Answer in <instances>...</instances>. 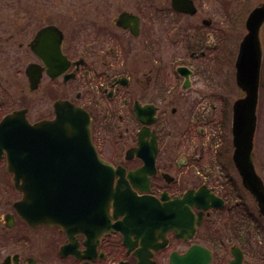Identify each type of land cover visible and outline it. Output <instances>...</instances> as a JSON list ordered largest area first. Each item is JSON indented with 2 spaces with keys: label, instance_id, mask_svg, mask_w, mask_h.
I'll return each instance as SVG.
<instances>
[{
  "label": "flooded vegetation",
  "instance_id": "1",
  "mask_svg": "<svg viewBox=\"0 0 264 264\" xmlns=\"http://www.w3.org/2000/svg\"><path fill=\"white\" fill-rule=\"evenodd\" d=\"M133 2L134 7L124 8L112 18L99 20L98 23L90 19L41 18L25 44V52L29 55L20 51L25 56L23 64L0 68V122L16 110H24L31 123L50 119L54 115L53 103L59 99H67L82 107L89 115L90 135L99 156L119 168L123 172L122 178L132 190L151 201L155 209H162L168 202L178 199V223L172 221L176 212L167 207L169 215L158 219V228L153 212H147L146 229L139 234L127 232V236L121 229H109L99 235L79 230L68 234L58 224H31L17 206L23 200L24 192L17 189L14 175L7 167V151L0 147V264H141L140 249L147 250L141 254L145 264H168L172 251L183 253L192 244L205 245L212 251L209 264H213L214 259L219 264H229L232 252L236 250L241 254L240 264H252V253L246 248L250 249L245 232L240 230L236 233L233 227L216 230L212 221L213 216L218 214L225 218L228 207L233 209L228 205L229 193L217 190L209 180L197 181L198 175L191 169L209 151L199 143L204 133L202 124L209 123L208 115L200 107L201 100L193 99L187 117L184 116L188 110L186 97L195 85L192 77L199 68L193 63L179 64L189 70L186 78L177 71L176 66L173 75L180 81L176 84L169 79L170 69L155 65L156 60L171 56L168 55V48H178L180 25L176 19L187 14L174 10L172 0L167 3L159 0L156 6L154 0H130L131 5ZM108 6L103 4L101 8V14L105 17L108 16ZM121 12L135 16L137 27L133 19L127 22L133 29L118 25L116 19ZM202 24L208 27L211 20L202 19ZM48 26L57 29L49 31L51 41L38 44L44 51L41 55L47 54L48 58L56 60L51 65H47L43 56L30 47L35 34ZM191 37L194 38V35L191 34ZM201 43L198 41L184 46L189 49L191 58L206 56ZM57 47H60L59 54L49 51ZM182 55L185 54H172L174 58ZM31 63L35 64L40 75L34 91H50L54 98L52 114L33 120L28 116L29 106L23 103L26 91L31 92L26 74V68ZM4 71L20 76L16 80L18 84L5 78ZM58 71L59 74L53 76ZM15 92L18 94L15 95ZM173 120L178 122L174 123ZM214 135L219 138L218 134ZM140 137L144 144L138 148ZM172 138L175 141H171ZM154 143L157 146L155 150L150 146ZM153 152L152 168L144 175H138L134 185L128 174L143 167ZM140 153L148 156L142 157ZM120 178V175L115 176L114 185ZM23 182L20 179L19 185H23ZM138 186H144L145 191ZM202 186L222 204L202 210L200 223L191 240H187L178 236L181 228L185 229L187 224L186 202L182 197L188 189L197 191ZM192 210L198 217L200 209L193 206ZM237 214L245 222L246 213L238 209ZM109 216L111 224H118L123 229L130 230L131 226L137 228L140 224L137 219L140 212H133V219L129 216L127 221L125 212L114 216L111 207ZM163 223L168 226L162 227ZM175 224L179 226V232L175 230ZM222 224L225 226V223ZM240 225L239 229H242V221Z\"/></svg>",
  "mask_w": 264,
  "mask_h": 264
},
{
  "label": "water",
  "instance_id": "2",
  "mask_svg": "<svg viewBox=\"0 0 264 264\" xmlns=\"http://www.w3.org/2000/svg\"><path fill=\"white\" fill-rule=\"evenodd\" d=\"M172 6L191 14L196 11L192 0H172ZM132 19L136 21L134 26L137 27V18L130 13L122 12L116 20L118 24L133 29L127 24ZM55 29L54 26L40 29L30 42L31 49L41 55L44 51L38 43L51 41L49 31ZM245 29L234 62L235 82L241 93L231 107V156L241 184L252 196L258 214L264 218V179L255 156L260 73L264 54V0L249 11ZM49 51L59 54L60 47ZM41 56L47 65L56 61L48 58L47 54ZM177 71L186 77L189 74L184 66L178 67ZM26 74L30 90L35 89L40 78L35 64L27 66ZM57 74L59 71L53 76ZM53 107L55 116L51 120L31 124L26 120L24 110H16L0 122V147L7 150L8 168L14 172L16 182L20 178L25 181L23 185L16 183L24 192V198L17 206L29 223L59 224L68 234L79 230L99 235L108 229H121L127 236V232L139 234L146 229L147 212H153L158 228V219L169 215L167 207L176 212L172 221L178 223V199L168 202L162 209H155L147 198L136 196L122 178L119 168H114L98 156L90 139L89 115L83 108L65 99L56 100ZM143 141L140 137L138 148L143 146ZM150 146L154 150L157 148L155 143ZM140 156L147 157L148 154L140 153ZM149 157L143 167L128 174L133 182L138 175H144L152 168L154 152ZM115 175L121 178L114 187ZM143 181L146 182V179ZM138 188L145 189L144 186ZM182 199L186 202L187 224L185 229L181 228L178 236L188 240L200 222L202 210L220 206L222 201L203 186L197 191L187 190ZM111 205L114 216L125 212L127 221L129 216L132 218L133 212H140L137 218L139 226H131L127 230L118 224H111ZM193 205L201 208L198 217L191 209ZM161 226L168 225L163 223ZM175 230L179 232L177 224ZM146 252L145 249L139 251L140 261L143 262L141 264H145L141 254ZM232 253L234 259L230 264H240V252L236 250ZM210 259L209 249L194 244L183 254L173 252L169 264H207Z\"/></svg>",
  "mask_w": 264,
  "mask_h": 264
},
{
  "label": "rangeland",
  "instance_id": "3",
  "mask_svg": "<svg viewBox=\"0 0 264 264\" xmlns=\"http://www.w3.org/2000/svg\"><path fill=\"white\" fill-rule=\"evenodd\" d=\"M167 1L162 0L164 3ZM194 1L197 13L193 16L180 15V20L176 19L180 25L178 48L176 46L168 48V55L171 56L164 60H156L155 65L157 68L160 66L170 69L169 79L176 84L180 83L173 75L176 66L181 63H193L199 68L192 77L195 85L193 91L186 97L185 105L188 109L193 99L201 100L200 107L208 115L209 123L202 124L204 133L199 138V143L203 149L207 148L209 151L203 155L201 164L194 163L191 169L198 175L197 181L209 180L210 184L216 185L217 190L229 191L228 205L233 209L228 207L225 218L219 214L213 216L215 229L233 227L236 233L243 230L250 249L246 248L252 253V264H264V220L258 216L252 196L239 183L238 174L231 161L230 133L231 103L240 94L234 79V58L244 33V21L248 11L261 0ZM158 3H160L159 0H154V6ZM103 4L109 5L106 9L107 17L101 14ZM132 7L134 2L131 5L130 0H0V50H3L0 53V68H13L23 64L25 56L20 51L25 52L29 35L36 30L37 22L41 18L43 20L90 19L98 23L99 20L112 18L124 8ZM204 18L211 20L208 27L201 25V20ZM110 26L113 28L111 23ZM197 27L200 30H196ZM10 35H13L12 38ZM198 41L205 47L206 56L194 59L189 56V49L187 50L184 46L188 47ZM175 52L185 55L174 58L172 54ZM25 53L26 56L29 55L28 52ZM4 72L3 76L9 81H16L20 77ZM16 84H18L17 81ZM40 92L42 91L39 93L26 91L23 103L29 106L30 120L52 114L53 93ZM17 94L15 92V95ZM188 111L189 109L184 113L185 118ZM257 114L255 156L259 172L264 179V58ZM173 122L178 121L173 120ZM214 133L218 134L219 138H215ZM171 141L175 140L172 138ZM215 150H217L216 156ZM238 209L246 213L245 222L237 214ZM240 221L243 222L242 229H239ZM222 223H225V226ZM213 264H219V261L214 259Z\"/></svg>",
  "mask_w": 264,
  "mask_h": 264
},
{
  "label": "trees",
  "instance_id": "4",
  "mask_svg": "<svg viewBox=\"0 0 264 264\" xmlns=\"http://www.w3.org/2000/svg\"><path fill=\"white\" fill-rule=\"evenodd\" d=\"M226 192H228V193H229V191H226Z\"/></svg>",
  "mask_w": 264,
  "mask_h": 264
}]
</instances>
